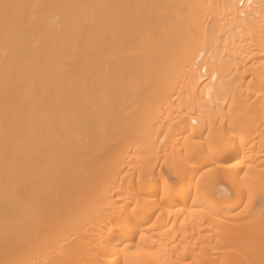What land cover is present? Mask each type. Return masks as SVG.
Returning a JSON list of instances; mask_svg holds the SVG:
<instances>
[{
    "label": "bare ground",
    "instance_id": "1",
    "mask_svg": "<svg viewBox=\"0 0 264 264\" xmlns=\"http://www.w3.org/2000/svg\"><path fill=\"white\" fill-rule=\"evenodd\" d=\"M82 260L264 264V0H0V264Z\"/></svg>",
    "mask_w": 264,
    "mask_h": 264
},
{
    "label": "rangeland",
    "instance_id": "2",
    "mask_svg": "<svg viewBox=\"0 0 264 264\" xmlns=\"http://www.w3.org/2000/svg\"><path fill=\"white\" fill-rule=\"evenodd\" d=\"M187 215V216H186ZM189 215H192V214H185V216H182V217H180V218H178V221H177V224L175 225V226H173L170 230H164L163 232L162 231H160V234H158V233H156L155 235L154 234H151V235H149V237H153L152 238V240L153 241H155V240H157V241H155V242H151V243H149L152 247H150V251H157L158 249L160 250V249H162V248H164V243H165V241H167V239H168V237L169 236H171V235H173V234H177L176 236H177V238L179 237V232L181 231L180 229H182L183 231H185L186 230V226H187V223H186V219L188 220V216ZM193 216L195 217V218H197L196 217V215H194L193 214ZM193 216H189V219H190V217H192V219L193 220H195L194 219V217ZM182 218H184V219H182ZM192 219H190L191 221H189V224H194L193 222H195V221H197V220H195V221H193ZM180 221H182V223H181V225H180ZM196 223V222H195ZM185 224V225H184ZM181 227H180V226ZM206 225V224H205ZM168 225H165L164 226V228L165 227H167ZM178 229V230H177ZM178 232V233H177ZM204 233V231L201 233V234H203ZM198 235V234H197ZM197 235L194 233V234H192V242L190 243V246L192 247H194L195 249H198L199 248V246H200V244H203V243H201V241H199V239H195V237H197ZM203 236V235H202ZM150 239V238H149ZM201 240V239H200ZM204 242V241H203ZM155 243V244H154ZM173 243H175V242H173ZM205 243V242H204ZM53 244H56V241H54L53 243H52V245ZM169 245V244H168ZM229 249H230V247H229ZM162 251V250H161ZM164 251V250H163ZM75 264H85V261L84 260H82V261H80V262H76Z\"/></svg>",
    "mask_w": 264,
    "mask_h": 264
}]
</instances>
